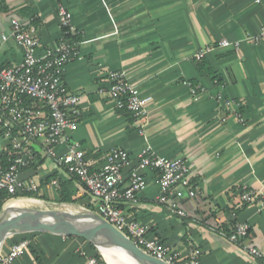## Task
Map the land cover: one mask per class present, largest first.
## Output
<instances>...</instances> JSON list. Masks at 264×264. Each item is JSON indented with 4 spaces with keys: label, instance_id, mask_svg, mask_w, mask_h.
I'll use <instances>...</instances> for the list:
<instances>
[{
    "label": "crops",
    "instance_id": "crops-1",
    "mask_svg": "<svg viewBox=\"0 0 264 264\" xmlns=\"http://www.w3.org/2000/svg\"><path fill=\"white\" fill-rule=\"evenodd\" d=\"M60 4L81 37L65 83L81 99L71 141L85 153L91 170L101 169L112 150H126L133 156L126 186L138 165L136 156L150 147L160 157L185 159L200 192L182 202L188 218H180L158 203L156 176L147 171V187L137 205L122 206L125 215L183 260L197 252L200 264H264V210L257 201L241 200L245 192L256 198L264 194V44L251 41L264 29V0H3L1 65L13 66L23 58L12 38L2 40L11 33L13 17L35 18L41 51L57 45ZM223 40L240 47H221ZM202 50L208 52L197 61ZM111 72H124L143 97L152 98L144 115L120 111L101 92ZM192 84L204 90L198 100ZM229 101L238 105L243 123L235 107L226 106ZM8 146L0 136V157ZM55 173L64 182L73 178L44 160L21 174L22 180L40 185L36 198L25 195L8 203L58 204L57 187L45 182ZM72 191L82 210L92 207L93 199L78 179ZM236 224L250 226L244 244L257 248L262 259L221 235ZM20 241L29 242V249L14 264H87L93 257L82 239L38 232L10 236L0 251L7 254Z\"/></svg>",
    "mask_w": 264,
    "mask_h": 264
},
{
    "label": "built area",
    "instance_id": "built-area-1",
    "mask_svg": "<svg viewBox=\"0 0 264 264\" xmlns=\"http://www.w3.org/2000/svg\"><path fill=\"white\" fill-rule=\"evenodd\" d=\"M58 15L61 37L51 50L41 51L33 26L35 18L13 17L10 35L2 37L3 41L12 38L22 49L23 58L13 66L0 64V136L9 143L6 152L10 153L8 166L0 165V200L3 195L15 199L38 194L40 185L32 180H22L21 174L41 166L44 160H52L58 169L76 177L93 199L92 207L85 212L98 214L145 253L166 264H200L195 257L197 252H192L191 259H181L171 246L150 237L148 229L130 220L122 209L123 205L139 203L140 195L147 187L145 172L150 171L159 185L158 203L172 214L187 219L188 213L182 202L198 198L200 192L192 185L191 169L185 159L160 157L146 147L136 156L138 165L129 173V181L124 186L125 172L133 163V156L128 151L112 150L101 169L94 172L80 146L71 141L81 117V99L68 91L65 75L68 65L78 56L79 43L70 42L67 37L79 34L73 28L70 12L62 4L58 7ZM251 41L255 45L264 44V29ZM219 46L240 47L227 40ZM207 52L200 51L196 60H203ZM101 92L109 95L117 109L133 116L144 115L152 102L151 97L140 94L124 72H111L108 85ZM203 92L192 86V96L196 100ZM226 106L235 107L239 121L244 122L234 101L226 102ZM61 148L62 152L59 151ZM50 186L58 187V181H53ZM241 200L248 204L257 201L264 210V194L256 198L254 193L245 192ZM249 232V225L236 224L231 233L221 235L230 243L240 245L250 256L262 259L257 248L244 244ZM28 249L29 242L22 241L13 245L7 254L0 251V264H14ZM87 264L101 263L91 257Z\"/></svg>",
    "mask_w": 264,
    "mask_h": 264
},
{
    "label": "water",
    "instance_id": "water-1",
    "mask_svg": "<svg viewBox=\"0 0 264 264\" xmlns=\"http://www.w3.org/2000/svg\"><path fill=\"white\" fill-rule=\"evenodd\" d=\"M36 232L79 238L98 249L100 245L118 248L137 264H166L145 253L127 236L94 212L4 209L0 216V246L10 236Z\"/></svg>",
    "mask_w": 264,
    "mask_h": 264
},
{
    "label": "trees",
    "instance_id": "trees-1",
    "mask_svg": "<svg viewBox=\"0 0 264 264\" xmlns=\"http://www.w3.org/2000/svg\"><path fill=\"white\" fill-rule=\"evenodd\" d=\"M3 0H0V4L2 3ZM3 10H6V8H3ZM67 39L70 42H74V43H80L81 41V37L79 35L75 36V37H67ZM193 85V84H192ZM193 87H195V85H193ZM9 158H10V153L9 152H4L3 155L0 157V165H3L4 167L8 166V162H9ZM57 180L58 181V187H57V194L59 197V201L58 204L60 205H67V206H71V205H76L78 203V199L75 198V193L72 191V187L74 185V183L77 181L76 177H73L70 181H62V180H58V174L55 173L52 176L48 177L46 179V183H52L53 181ZM83 186V185H82ZM83 189L86 190V188L83 186ZM28 197L30 196H37V194L35 195H27ZM12 198H9L6 195H3L1 197L0 200V214L3 211V208L5 206V204L11 200ZM91 206H87L86 209L90 210ZM85 241V240H84ZM22 242V241H20ZM18 242V243H20ZM86 243H88L87 241H85ZM90 246L93 249V257L97 258L98 261L101 264H106L101 258L99 253L96 251V249L94 248V245H92L91 243Z\"/></svg>",
    "mask_w": 264,
    "mask_h": 264
},
{
    "label": "bare ground",
    "instance_id": "bare-ground-1",
    "mask_svg": "<svg viewBox=\"0 0 264 264\" xmlns=\"http://www.w3.org/2000/svg\"><path fill=\"white\" fill-rule=\"evenodd\" d=\"M33 204H39V202L36 201H29L27 203L15 202L7 206V208L23 209ZM70 212L75 213L72 210H70ZM99 250L104 255L107 264H137L130 256H128L121 249L100 245Z\"/></svg>",
    "mask_w": 264,
    "mask_h": 264
},
{
    "label": "rangeland",
    "instance_id": "rangeland-1",
    "mask_svg": "<svg viewBox=\"0 0 264 264\" xmlns=\"http://www.w3.org/2000/svg\"><path fill=\"white\" fill-rule=\"evenodd\" d=\"M34 198H36V197L34 196ZM9 203H12V202H9ZM9 203L7 202V205ZM24 209H29V210H58V211H70V210H72L75 213H84L85 212L84 210L81 209V207H79L78 204L67 206V205H60V204L53 205L51 203H42V204L29 205ZM94 248L99 253L100 258L106 263L105 257L102 254V252L97 247L94 246Z\"/></svg>",
    "mask_w": 264,
    "mask_h": 264
}]
</instances>
